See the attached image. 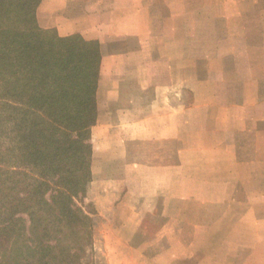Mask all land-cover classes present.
Returning <instances> with one entry per match:
<instances>
[{"label": "crops", "instance_id": "1", "mask_svg": "<svg viewBox=\"0 0 264 264\" xmlns=\"http://www.w3.org/2000/svg\"><path fill=\"white\" fill-rule=\"evenodd\" d=\"M36 14L99 46V263L264 264V0H41Z\"/></svg>", "mask_w": 264, "mask_h": 264}, {"label": "trees", "instance_id": "2", "mask_svg": "<svg viewBox=\"0 0 264 264\" xmlns=\"http://www.w3.org/2000/svg\"><path fill=\"white\" fill-rule=\"evenodd\" d=\"M41 0H0V264H82L100 52L39 27Z\"/></svg>", "mask_w": 264, "mask_h": 264}, {"label": "rangeland", "instance_id": "3", "mask_svg": "<svg viewBox=\"0 0 264 264\" xmlns=\"http://www.w3.org/2000/svg\"><path fill=\"white\" fill-rule=\"evenodd\" d=\"M39 6H40V4H39ZM39 6H38V8H39ZM38 8H37V10H38ZM36 13H37V11H36ZM43 17H44V14H43ZM36 18H37V14H36ZM44 19V18H43ZM37 22H38V20H37ZM39 25V24H38ZM39 27H40V25H39ZM41 28V27H40ZM43 29V28H42ZM88 204H92V199H91V195L89 194V192H88V194H87V198H85L84 199V201H83V203H82V205L84 206V207H87V205ZM100 220H102V217H98V219H96V221H97V223H100ZM102 230V229H101ZM94 238V237H93ZM92 247V246H91ZM93 248V247H92ZM92 248H91V250H89L88 251V253H87V256H86V258L83 260V262H82V264H100L101 263V261L102 260H99V256H97L96 257V255H94V251L92 250ZM100 262V263H99ZM103 262V261H102ZM104 264H107V263H105L104 262Z\"/></svg>", "mask_w": 264, "mask_h": 264}]
</instances>
